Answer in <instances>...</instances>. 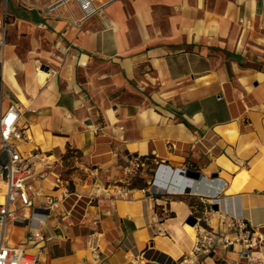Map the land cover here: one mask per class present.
<instances>
[{"label":"crops","instance_id":"0c3cea01","mask_svg":"<svg viewBox=\"0 0 264 264\" xmlns=\"http://www.w3.org/2000/svg\"><path fill=\"white\" fill-rule=\"evenodd\" d=\"M54 1L20 11L18 0H0L2 62L30 102L23 109L4 85L2 64L0 116L11 105L21 108L22 149L35 156L36 192L52 193L74 151L106 185L102 194L86 183L71 192L68 199L83 203L79 217L67 199L48 214L37 239L28 226L37 218L17 204L18 221L7 225L17 240L6 233L9 245L38 264H179L193 240L183 228L191 211L201 220L194 231L204 219L222 230L197 196L117 183L133 159L160 164L159 173L199 171L208 186L221 188L209 194L220 198V212L250 222L264 240V0H104V17L79 27L71 25L80 17L73 4L44 13ZM17 31L25 36L16 38ZM39 66L49 75L42 86ZM151 112L160 120L150 121ZM193 146L208 160L203 169L189 161ZM254 170L260 180L252 183ZM91 234L102 236L95 252L87 247ZM207 263L250 264L237 247Z\"/></svg>","mask_w":264,"mask_h":264},{"label":"built area","instance_id":"2783aa9c","mask_svg":"<svg viewBox=\"0 0 264 264\" xmlns=\"http://www.w3.org/2000/svg\"><path fill=\"white\" fill-rule=\"evenodd\" d=\"M103 0H55L51 5L45 8L46 15L54 14L59 8H67L70 4L75 5L80 15L79 19L71 21L74 27L81 26L85 21L93 16L100 15L104 17ZM6 13L9 14L8 10ZM10 15V14H9ZM7 16H4L6 18ZM6 24L0 20V66L2 62V52L5 44ZM220 100V96L216 97ZM1 101V86H0ZM21 108L11 105L0 116V185L3 184L5 190L0 191V264H38L35 257L30 256L25 250L15 248L9 245L6 236V228L10 221H18L14 216V208L17 204L23 208L32 211V220L28 226L35 231L31 236L33 239L40 238V228L46 223L48 214L53 210L63 207L64 202L70 197L67 188L62 186L61 182L56 181V186L51 190V194H43L33 190L32 185L36 181L33 160L31 156L24 152L22 147L27 139V127L20 123ZM143 165L139 161H129L122 166V174L129 177L136 174ZM43 178V177H42ZM60 186L61 188H58ZM154 183L152 184V187ZM150 194L159 195L152 192ZM199 202L205 205L206 212L216 215L222 230L216 231L210 226L207 219L203 220L204 227L194 231L193 240L189 249L180 258L179 264H208L207 261L220 250L230 252L232 247L241 249L250 264H264V252H262L263 238L254 232V227L250 222L229 218L220 212V198L215 195L209 197L197 196ZM207 200V201H204ZM206 204H205V203ZM217 206L218 211H213L212 207ZM188 218H194L196 224L201 220L195 211L188 214ZM61 222L69 226V215L63 208ZM20 223V222H19ZM21 224V223H20ZM184 226H188L186 223ZM190 227V226H189ZM66 235H69L66 232ZM102 236L91 234L87 240V247L95 252L97 240Z\"/></svg>","mask_w":264,"mask_h":264},{"label":"rangeland","instance_id":"374dc122","mask_svg":"<svg viewBox=\"0 0 264 264\" xmlns=\"http://www.w3.org/2000/svg\"><path fill=\"white\" fill-rule=\"evenodd\" d=\"M38 1H42V0H21V1L18 0L17 8L20 11L23 10L24 8H29V7L31 8ZM102 2L104 3V0ZM15 3H16V1H15ZM7 30H9V27ZM7 33H8V31H7ZM16 34H17L16 38H19V39H22L25 36V35H21L20 33H18V31ZM42 66L37 67L36 71L46 72L42 68ZM122 98L127 101L126 96H123ZM93 165L94 164H91L88 161H85L82 157H80V155L78 153L75 152L72 154V158L68 162L63 163V168L59 171L58 178L62 182L63 186L67 188L69 193H71V192L74 193L78 187H81L83 184L86 183L87 185H93L91 190L98 191V193L102 194L103 193V186L106 185L105 177L100 172H96V173L93 172L96 169V167H92ZM158 165H160V164H156V162L149 160L148 162L144 163L143 167L138 169L136 174H133V175L126 178L121 173L119 177H122L123 180H117L116 182L129 185L132 180H140V181H142L141 184L145 183L147 190L149 192H151L150 188L152 187L153 183L155 184V181L158 178L157 175L159 174V170H160V169H158V167H159ZM170 167L178 169L181 166L176 164V163L170 162ZM161 171H162V169H161ZM248 179L252 183H255L256 181L260 180V174L258 173V171L254 170V173L251 174L250 176H248ZM94 185H97V186H94ZM94 187H95V189H94ZM83 190L86 191L87 188H85ZM161 196H163V195H161ZM72 197H73L72 199L71 198L68 199V202H70V203L72 202V204H73V202H76V205L72 211L73 212L72 215L74 217H79V214L81 212L80 207L83 206V203L80 201L81 199H78L75 196H72ZM84 200H86V199H84ZM195 200H196L197 204H199L197 201L198 198H195ZM65 207L67 208V203L65 204ZM6 233L10 239H14L15 241L17 240V234L15 232H12L11 229L9 228V226L7 227ZM232 249H236V247H232Z\"/></svg>","mask_w":264,"mask_h":264},{"label":"bare ground","instance_id":"6f19581e","mask_svg":"<svg viewBox=\"0 0 264 264\" xmlns=\"http://www.w3.org/2000/svg\"><path fill=\"white\" fill-rule=\"evenodd\" d=\"M14 71L9 65L7 61H4L2 65V80L4 85L11 91V93L16 97L19 104L22 106L23 109L28 108L29 101L25 99L23 96L16 80L14 77ZM49 77L47 72L38 71V79L40 86L44 85L46 79ZM147 117L142 116V123L146 122ZM149 120L157 122L159 121V117L155 113H150ZM189 161L193 163L196 167L203 169L207 166L208 160L205 154L198 150L196 147H192L189 151ZM176 171L170 172L169 169L162 170L158 174V178L155 181L154 186L152 187V192L159 193V194H182V195H191V196H201L209 194H214L215 191H220L221 188L218 186L210 185L209 179H204L205 181H191L185 179L184 181H180L177 175L175 174ZM5 186L3 184L0 185V191H4ZM211 191V192H210ZM184 230L188 234L189 237L193 239L194 237V228L189 226H184Z\"/></svg>","mask_w":264,"mask_h":264},{"label":"water","instance_id":"95a60500","mask_svg":"<svg viewBox=\"0 0 264 264\" xmlns=\"http://www.w3.org/2000/svg\"><path fill=\"white\" fill-rule=\"evenodd\" d=\"M175 174L177 175L180 181H184L185 179L192 180V181H203V179L206 177V176H202V174L199 171L194 172V171L182 170V169L176 171ZM213 178H215V176H213ZM212 210L216 212L218 211V207L213 206ZM186 224L190 227H193L196 224V220L194 218H189Z\"/></svg>","mask_w":264,"mask_h":264},{"label":"trees","instance_id":"16d2710c","mask_svg":"<svg viewBox=\"0 0 264 264\" xmlns=\"http://www.w3.org/2000/svg\"><path fill=\"white\" fill-rule=\"evenodd\" d=\"M73 153H75V151ZM146 158L149 159L150 157H146ZM142 159H145V158H142ZM141 183H142V181H140V180H132L127 187L129 189H134V188L146 189L147 188L146 184L145 183L141 184Z\"/></svg>","mask_w":264,"mask_h":264}]
</instances>
